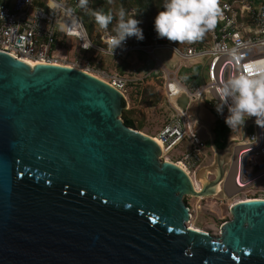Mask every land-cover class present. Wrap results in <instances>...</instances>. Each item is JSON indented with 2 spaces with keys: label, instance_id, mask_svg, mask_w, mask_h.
I'll return each instance as SVG.
<instances>
[{
  "label": "water",
  "instance_id": "obj_1",
  "mask_svg": "<svg viewBox=\"0 0 264 264\" xmlns=\"http://www.w3.org/2000/svg\"><path fill=\"white\" fill-rule=\"evenodd\" d=\"M125 108L95 76L0 52V264H264V200L232 206L217 238L187 227L183 198L227 191L241 153L221 119L201 100L187 112L214 152L197 193Z\"/></svg>",
  "mask_w": 264,
  "mask_h": 264
},
{
  "label": "built area",
  "instance_id": "obj_2",
  "mask_svg": "<svg viewBox=\"0 0 264 264\" xmlns=\"http://www.w3.org/2000/svg\"><path fill=\"white\" fill-rule=\"evenodd\" d=\"M58 2L63 7L51 11L49 0H0V52L18 60L52 66H66L59 52L69 46L76 47L82 53L93 52L105 63L119 59V71L116 70L108 79L97 78L120 92L123 98L127 88L132 85L146 82L156 86L161 100L171 110L167 123L155 137L161 143V156H168L187 142L188 149L182 157L167 162L180 164L188 174L194 176L205 160L207 140L199 134V129L190 131L195 126V118L187 116L188 108L196 100H201L226 122L217 110L221 101L215 90L222 80H227L233 74L252 72L257 61H264V0H220L223 19L206 34L205 41L179 45L178 42L158 38L154 29L147 43H142L135 36L129 37L114 55L107 50L106 41L115 34V26L103 29L97 25L94 32L96 37L92 39L79 18V11L84 10L79 6V0ZM128 14L135 15L133 10ZM74 21L80 26V36L68 34L69 26ZM69 39L76 44H70ZM86 43L91 47L85 49ZM233 48L238 50L239 58L235 61L226 52L220 51ZM158 51L170 54L165 58L168 66L157 55ZM131 56L137 58L139 63L136 69L130 63ZM150 63L152 67L143 70ZM89 66L90 62L86 61L81 68H71L92 75ZM182 70L185 71V80L180 77ZM192 71H198V74H190ZM172 82H179L183 86L182 95H172L169 88ZM183 96L187 99L185 111L177 105ZM223 111L229 115L227 105ZM255 121L256 118L251 117L246 119L244 126L236 129L229 127L241 152L239 156L231 155L234 167L227 172L229 175L234 168L230 179L236 190L264 176V128Z\"/></svg>",
  "mask_w": 264,
  "mask_h": 264
},
{
  "label": "clouds",
  "instance_id": "obj_3",
  "mask_svg": "<svg viewBox=\"0 0 264 264\" xmlns=\"http://www.w3.org/2000/svg\"><path fill=\"white\" fill-rule=\"evenodd\" d=\"M89 0H79V6L87 9ZM63 7L58 0H49L51 11ZM163 11H160L155 18V30L158 38H166L171 42L179 44H192L202 41L206 34L213 31L219 21L223 19V10L220 0H164ZM95 22L101 28L116 21L114 35L107 39V50L112 55L116 49L122 48L127 38L135 36L139 40L144 39L143 30L138 26L141 21L135 18L136 15L128 14L123 8L117 15L110 10L104 12L101 9L93 10ZM79 25L72 22L69 26V35L80 36ZM85 44L84 48H90ZM232 59L237 60L238 50L220 49ZM173 96L182 95L183 86L179 82H172L169 85ZM216 95L221 101L217 105L218 112L228 106L229 115L226 124L230 128L244 126L246 119L255 117V123L264 128V61H257L252 72L239 73L222 80L216 88Z\"/></svg>",
  "mask_w": 264,
  "mask_h": 264
},
{
  "label": "rangeland",
  "instance_id": "obj_4",
  "mask_svg": "<svg viewBox=\"0 0 264 264\" xmlns=\"http://www.w3.org/2000/svg\"><path fill=\"white\" fill-rule=\"evenodd\" d=\"M111 2V10L114 15H117L121 8L125 11L129 6H138L137 3L133 0H124L123 4L118 2L117 0H112ZM150 10H148L147 18L141 17L145 26H148L150 21L155 23V18L160 11H163L161 6L164 3V0H152ZM204 38L202 41H205ZM70 44L75 45L76 42L72 39H69ZM180 45V44H179ZM62 57L65 59L64 61L67 67H78L81 68L82 65L86 62H90L89 71L92 75L101 78L108 79L112 73L116 71V66L120 62L119 59H115L112 62H102L99 56L96 54H86L79 52L76 47L69 46L65 50L59 52ZM157 55L164 61L165 65L168 66L166 62V57L170 54L168 52L158 51ZM90 59V60H89ZM92 60V61H91ZM130 63L132 64V68L136 69L138 66L137 58L131 56L129 58ZM71 65V66H69ZM106 65L107 68L105 67ZM119 71V70H118ZM198 74V71H192L190 74ZM188 73H186L187 75ZM181 79L185 80V71L182 70L180 74ZM145 95L142 98V92H145ZM124 103L126 108L123 111L130 112L131 118L135 122V126L137 131L142 135L148 137H158L160 130L167 123L168 116L171 113L170 108L161 100L159 90H157L156 86L150 85L146 82L138 83L127 88L126 94L124 96ZM122 111V113H123ZM121 113V116H122ZM224 119L227 118V115L224 111L222 114ZM120 116V118H121ZM122 120V118H121ZM123 121V120H122ZM202 126V125H200ZM203 129L200 130L199 134H201L202 138L207 140V131L204 126ZM234 127L233 129H236ZM157 140V139H156ZM209 140V139H208ZM207 140V141H208ZM158 141V140H157ZM158 143H160L158 141ZM161 145V143H160ZM188 149L187 142H183L179 147L173 150L168 156L161 158V161H166L167 159L174 162L180 159L183 153ZM206 157L202 165L197 169L195 175L192 176L193 180L197 187L201 188V181H197L196 175L199 170L203 168H207L214 163V152L210 148V146L205 148ZM162 157V156H161ZM233 160L232 156H230V160H228L224 166V171L227 174V170L229 169V162ZM255 173V171H254ZM232 183V182H231ZM229 183L227 186L230 188L232 184ZM229 191V190H228ZM245 200H264V180L261 181H251L246 183L243 188L236 190V192L229 191V194H224L223 190L217 194H209L205 197H194V196H185L183 198V203L189 209L190 219L187 223V227H194L199 230H202L214 238L219 236L220 227L223 223L229 221L231 219L230 208L237 204L238 202Z\"/></svg>",
  "mask_w": 264,
  "mask_h": 264
},
{
  "label": "trees",
  "instance_id": "obj_5",
  "mask_svg": "<svg viewBox=\"0 0 264 264\" xmlns=\"http://www.w3.org/2000/svg\"><path fill=\"white\" fill-rule=\"evenodd\" d=\"M117 1L123 4L124 0H117ZM133 1H135L138 6H135V7L129 6L127 8L126 12L129 13L130 10H133L135 15H136L135 18H137L139 21H141V23L139 24V27L143 30L144 39L140 40V41L142 43H147L149 40V35H150L151 31L155 29V23L150 21L148 23V26H145L141 17L147 18V16H148L147 11L150 10V7L152 5L150 1H152V0H133ZM111 2H113V1L112 0H89L87 9L79 11V18H80L81 22L83 23L88 35L92 39H95L94 37H96V36H94V32H95L96 27L98 25L95 22L93 10L101 9L104 12H108L109 10L112 12L111 7H110L112 4ZM161 8L164 10L163 5L161 6ZM115 24H116V21L113 20V22L108 26V28L109 29L113 28L115 26ZM86 54H93V52L86 53ZM107 66L108 65H106L105 67L107 68ZM115 68H116V70H120L119 66H116ZM146 91L147 90L145 89V92H142V94H141L142 98L145 95ZM214 113L221 119V121L226 125V127L230 131V128L226 124V122L216 112H214ZM129 114H130V112L123 111L122 116H121L123 123L127 128L137 130L136 126H135V122ZM206 144L208 145V142H206Z\"/></svg>",
  "mask_w": 264,
  "mask_h": 264
},
{
  "label": "bare ground",
  "instance_id": "obj_6",
  "mask_svg": "<svg viewBox=\"0 0 264 264\" xmlns=\"http://www.w3.org/2000/svg\"><path fill=\"white\" fill-rule=\"evenodd\" d=\"M21 61L24 62V63H26V64H28L30 67H33L34 65H37V64H35V63L31 62V61L25 60V59H22ZM151 139L153 140V142H155V143L157 144V146H158L159 148H161L160 143H158V141L154 140V139H156L155 137H154V138L151 137ZM166 161H168V159H167ZM176 166H177L178 168H180L183 172H185L186 175H188V177L190 178V180H191V182H192V185H193L194 190L198 193V192L201 190V188H202L203 186L201 185V188H200V187H197L196 184H195V181H194L193 178H192V176H191L190 174H188L187 171H186V170H185L180 164H176ZM233 171H234V168L231 169V172H233ZM231 172L229 173V175H228V174L225 175V178H226V180H225V182H226V183H225V186H226V188H228V190H229V187H228L227 185L229 184V181H230V183H231V179H229V178H231ZM225 178H223V180H224ZM202 184H203V183H202ZM215 188H216V192H217V193H219V192L221 191L220 186H216ZM248 201H249V200H245V201H241V202H248ZM241 202H238V203H241ZM189 228L192 229V230H194V231H197V232L205 233L204 231L199 230V229H197V228H194V227H192V226H190Z\"/></svg>",
  "mask_w": 264,
  "mask_h": 264
},
{
  "label": "flooded vegetation",
  "instance_id": "obj_7",
  "mask_svg": "<svg viewBox=\"0 0 264 264\" xmlns=\"http://www.w3.org/2000/svg\"><path fill=\"white\" fill-rule=\"evenodd\" d=\"M208 142V141H207ZM208 146H210L209 145V142H208V145L206 144V147H208ZM228 166H229V169L231 168V167H234V163H233V161L231 160L230 162H229V164H228ZM228 169V170H229ZM228 170H227V172H228ZM230 179V178H229ZM222 191V190H221ZM224 192V194H226V195H228L229 194V191L227 190V191H223ZM249 201H251V200H249Z\"/></svg>",
  "mask_w": 264,
  "mask_h": 264
},
{
  "label": "crops",
  "instance_id": "obj_8",
  "mask_svg": "<svg viewBox=\"0 0 264 264\" xmlns=\"http://www.w3.org/2000/svg\"><path fill=\"white\" fill-rule=\"evenodd\" d=\"M190 107V106H189ZM189 109V108H188ZM192 116H194V115H192ZM194 118H195V116H194ZM197 129H199V130H202L203 129V127L202 126H198L197 127ZM151 138V137H150ZM154 138V137H153ZM209 139V134H207V140ZM154 140H156V139H154ZM157 141V140H156ZM229 183H230V181H229Z\"/></svg>",
  "mask_w": 264,
  "mask_h": 264
}]
</instances>
